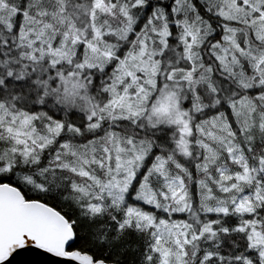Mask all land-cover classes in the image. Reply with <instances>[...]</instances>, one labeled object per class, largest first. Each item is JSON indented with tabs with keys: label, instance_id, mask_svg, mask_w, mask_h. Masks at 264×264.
Wrapping results in <instances>:
<instances>
[{
	"label": "snow or ice",
	"instance_id": "snow-or-ice-1",
	"mask_svg": "<svg viewBox=\"0 0 264 264\" xmlns=\"http://www.w3.org/2000/svg\"><path fill=\"white\" fill-rule=\"evenodd\" d=\"M0 264H264V0H0Z\"/></svg>",
	"mask_w": 264,
	"mask_h": 264
}]
</instances>
